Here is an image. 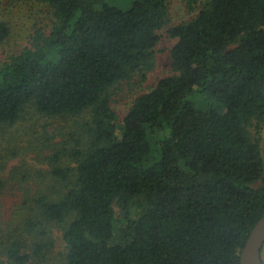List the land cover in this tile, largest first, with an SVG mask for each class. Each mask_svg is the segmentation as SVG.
<instances>
[{
  "label": "trees",
  "instance_id": "obj_1",
  "mask_svg": "<svg viewBox=\"0 0 264 264\" xmlns=\"http://www.w3.org/2000/svg\"><path fill=\"white\" fill-rule=\"evenodd\" d=\"M36 1L53 21L0 63V126L28 109L73 123L45 147V170L14 167L0 264H240L264 213V147L249 130L264 126V0H184L198 11L167 29L172 74L121 122L109 90L153 68L168 0Z\"/></svg>",
  "mask_w": 264,
  "mask_h": 264
},
{
  "label": "rangeland",
  "instance_id": "obj_2",
  "mask_svg": "<svg viewBox=\"0 0 264 264\" xmlns=\"http://www.w3.org/2000/svg\"><path fill=\"white\" fill-rule=\"evenodd\" d=\"M198 9L190 10L184 0H168L167 21L158 31V41L154 47L155 62L153 68L145 73V76L135 74L130 80L119 82L109 90L111 107L118 115V122H121L133 100L142 93L149 91L160 78L172 74L170 66V49L176 39L167 35L170 26L188 21L195 16ZM0 20L8 27L6 37L0 42V63L6 62L11 56L19 54L24 48H34L36 31L46 33L53 21L51 9L44 3L36 0H0ZM27 120L21 119L12 125L0 126V181L4 182V189L0 193V220H6L14 214L16 196L20 195L14 191L16 180L13 178L16 173L15 166L26 162L31 168L46 169L47 165L42 162L43 155L47 154L46 148H53L59 143L61 133L72 125L70 118L65 120L57 118H45L32 109H28ZM43 128H47V135H41ZM54 129H61L60 134H53ZM253 136L258 137L261 146L264 147V126L256 131L250 127ZM47 137H46V136ZM48 138V139H46ZM28 146L25 157L6 158L10 150H19ZM46 147V148H45ZM4 155V161H1ZM22 171L23 167L20 165ZM12 171V173H11ZM31 180L25 181L27 184ZM0 221V222H1ZM55 247L53 255L62 251L61 236L59 231L53 234Z\"/></svg>",
  "mask_w": 264,
  "mask_h": 264
},
{
  "label": "water",
  "instance_id": "obj_3",
  "mask_svg": "<svg viewBox=\"0 0 264 264\" xmlns=\"http://www.w3.org/2000/svg\"><path fill=\"white\" fill-rule=\"evenodd\" d=\"M264 243V213L251 228L239 252L240 264H262L260 248Z\"/></svg>",
  "mask_w": 264,
  "mask_h": 264
}]
</instances>
